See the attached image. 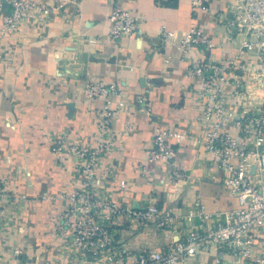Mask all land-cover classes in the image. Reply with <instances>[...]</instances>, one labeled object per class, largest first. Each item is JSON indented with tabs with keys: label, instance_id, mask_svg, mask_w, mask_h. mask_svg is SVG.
Segmentation results:
<instances>
[{
	"label": "crops",
	"instance_id": "0c3cea01",
	"mask_svg": "<svg viewBox=\"0 0 264 264\" xmlns=\"http://www.w3.org/2000/svg\"><path fill=\"white\" fill-rule=\"evenodd\" d=\"M33 1L40 9L21 18L14 32L5 30L0 16V191L10 197L4 207L7 239L0 264H88V258L70 259L64 239L50 233L65 205L58 196L82 187L76 160L52 150L53 136L66 133L68 140L95 145L97 105L84 100L86 79L122 88L113 101L116 146L102 158L94 188L121 207L171 208L179 220L174 230L160 234L149 226L118 228L115 241L121 253L156 249L183 230L203 227L200 218L188 214L197 196L210 213L235 208L237 201L212 157H204L192 141L175 145L186 174L175 193L162 185L167 166L147 159L156 127L201 135L200 102L187 77L190 64L238 52L236 44L220 43L223 28L213 9L193 10L191 0L171 6L158 0H121L138 23L133 34L112 40V0ZM195 23L205 27L215 48L184 53L175 43L165 47L159 42L161 29L183 33ZM253 87L246 79L232 89L230 120H239L257 102L252 94L247 97L246 90ZM138 95L147 97L148 105L140 104ZM226 130L237 134L231 122ZM17 248L21 255H15ZM216 258L215 251H201L192 264H217ZM231 261L227 256L221 262Z\"/></svg>",
	"mask_w": 264,
	"mask_h": 264
},
{
	"label": "built area",
	"instance_id": "2783aa9c",
	"mask_svg": "<svg viewBox=\"0 0 264 264\" xmlns=\"http://www.w3.org/2000/svg\"><path fill=\"white\" fill-rule=\"evenodd\" d=\"M191 4L193 10L213 9L223 28L220 43L236 44L238 52L190 64L187 77L193 80L200 102L201 135L156 127L147 159L167 166L162 185L168 193H175L186 181L175 145L192 141L204 157H212L237 205L210 213L197 196L188 207V214L200 218L203 227L183 230L156 249L121 253L115 241L118 228L149 226L153 233L160 234L174 230L179 220L171 208L162 209L157 204L138 209L121 207L111 196L101 195L94 188L102 158L116 146L112 120L117 109L113 101L121 95L122 88L117 83L86 79L84 100L97 105L95 145L68 140L66 133L52 139L55 153L74 157L82 184L80 189L58 196L65 205L50 229L54 239H64L65 252L72 260L88 258V264H192L201 251L212 250L217 264H224L221 261L227 256L232 257L231 264H264V0H191ZM4 8L8 10L1 14ZM39 9L33 0H0V16L8 32L16 31L21 18ZM108 20L109 37L118 40L134 33L138 16L121 0H112ZM158 37L163 46L175 43L184 53L195 47L208 51L216 47L213 37L198 23L183 33L161 29ZM246 79L254 82L253 90H246L247 97L252 94L257 102L239 120L232 121L227 100L232 89ZM137 101L148 105L143 95H138ZM229 122L237 130L236 135L226 130ZM9 198L0 191V249L7 239L4 207ZM15 255H21L20 249H15Z\"/></svg>",
	"mask_w": 264,
	"mask_h": 264
},
{
	"label": "trees",
	"instance_id": "16d2710c",
	"mask_svg": "<svg viewBox=\"0 0 264 264\" xmlns=\"http://www.w3.org/2000/svg\"><path fill=\"white\" fill-rule=\"evenodd\" d=\"M162 5H174L176 0H158Z\"/></svg>",
	"mask_w": 264,
	"mask_h": 264
}]
</instances>
